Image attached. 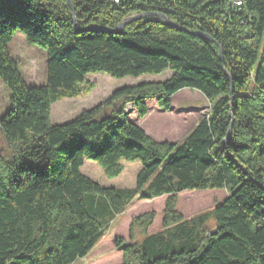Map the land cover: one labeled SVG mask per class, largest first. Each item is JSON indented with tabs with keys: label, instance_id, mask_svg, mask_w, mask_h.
I'll use <instances>...</instances> for the list:
<instances>
[{
	"label": "trees",
	"instance_id": "1",
	"mask_svg": "<svg viewBox=\"0 0 264 264\" xmlns=\"http://www.w3.org/2000/svg\"><path fill=\"white\" fill-rule=\"evenodd\" d=\"M70 2L73 12L65 0H0V81L10 92L0 118L7 148L0 150V264H73L128 206L159 198V232L148 234L157 217L150 211L130 219L127 241L115 238L121 264H264V0ZM143 13L207 34L222 60L212 42L157 18L116 34L83 30H112ZM17 32L46 54L43 85L27 86L8 53ZM165 71L172 75L163 83L122 88L62 126L50 123L52 105L80 97L91 74ZM183 89L202 94L210 112L180 143L155 142L125 111L131 106L143 119L145 102L155 100L169 112ZM85 161L108 179L123 172L122 162L141 169L133 189H105L82 175ZM206 191L226 197L184 220L179 195Z\"/></svg>",
	"mask_w": 264,
	"mask_h": 264
},
{
	"label": "rangeland",
	"instance_id": "2",
	"mask_svg": "<svg viewBox=\"0 0 264 264\" xmlns=\"http://www.w3.org/2000/svg\"><path fill=\"white\" fill-rule=\"evenodd\" d=\"M9 55L17 62L19 73L27 86L36 87L45 83L46 54L37 46L26 42L24 36L17 32L7 46ZM172 72L165 71L156 76L144 75L138 78L126 77L113 79L104 74H91L86 77L84 91L78 98L63 99L51 107L50 123L52 126H62L98 105L108 100L111 95L122 88L138 86L143 83H163ZM88 89V94L85 93ZM148 114L138 119L131 106L125 111L133 124L142 129L155 142L180 143L198 125L199 121L210 112L209 102L197 91L183 89L171 99L172 108L169 112L157 106L155 100L146 102ZM10 109V92L0 81V118ZM0 150L6 154V145L0 138ZM123 172L114 179H108L102 169L95 163L85 161L81 168L83 176L87 177L105 189L130 190L135 187L136 176L141 169L139 162H122ZM226 197L223 191L184 192L179 195L177 211L184 220L209 212L213 206ZM164 198L152 201H142L128 206L119 217L110 224L102 240L83 258L73 264H121V253L115 248V238L128 240V225L130 219L144 212L155 211L157 217L148 230L155 234L161 230V211ZM143 239L140 229L136 228L133 242Z\"/></svg>",
	"mask_w": 264,
	"mask_h": 264
},
{
	"label": "water",
	"instance_id": "3",
	"mask_svg": "<svg viewBox=\"0 0 264 264\" xmlns=\"http://www.w3.org/2000/svg\"><path fill=\"white\" fill-rule=\"evenodd\" d=\"M65 1H66L67 6L73 12V7H72V4H71L70 0H65ZM149 18H157V19L161 20L163 23H165L166 25H168V26H170V27H172L174 29L181 30V31H183V32H185V33H187L189 35H192L194 37H197L199 39H203V40H207L209 42H212L213 44H215L217 46V48L219 50L220 59L222 60L221 49H220L218 43L215 42L210 36H208L207 34L201 33V32L191 33V32H188L186 30H183V29L179 28L178 26H176L173 22L169 21L164 15H161V14H158V13H143V14H140V15H132V16L124 19L123 21H121L112 30L106 29V28H96V27H90V28H86V29H83V30L84 31H88V32L98 30V31H101V32H104V33H107V34H116L119 31H121L125 26L131 24L132 22H135V21H138V20H143V19H149ZM73 23H74V25L76 23L75 17H73ZM225 75L227 76L228 80L231 81L229 75L226 74V73H225Z\"/></svg>",
	"mask_w": 264,
	"mask_h": 264
},
{
	"label": "built area",
	"instance_id": "4",
	"mask_svg": "<svg viewBox=\"0 0 264 264\" xmlns=\"http://www.w3.org/2000/svg\"><path fill=\"white\" fill-rule=\"evenodd\" d=\"M110 1H111V3H113V4H119V2H120V0H110ZM236 5H237V6H240V3L237 2Z\"/></svg>",
	"mask_w": 264,
	"mask_h": 264
},
{
	"label": "clouds",
	"instance_id": "5",
	"mask_svg": "<svg viewBox=\"0 0 264 264\" xmlns=\"http://www.w3.org/2000/svg\"><path fill=\"white\" fill-rule=\"evenodd\" d=\"M14 146H18V145H16V143L14 142Z\"/></svg>",
	"mask_w": 264,
	"mask_h": 264
}]
</instances>
